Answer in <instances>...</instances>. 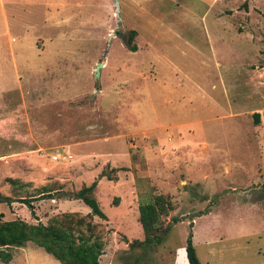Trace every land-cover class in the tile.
Returning <instances> with one entry per match:
<instances>
[{
    "label": "rangeland",
    "instance_id": "374dc122",
    "mask_svg": "<svg viewBox=\"0 0 264 264\" xmlns=\"http://www.w3.org/2000/svg\"><path fill=\"white\" fill-rule=\"evenodd\" d=\"M93 181L106 221L70 197ZM156 195L163 241L131 246ZM2 197L0 221L90 222L100 264H184L189 235L200 264H263L264 0H0Z\"/></svg>",
    "mask_w": 264,
    "mask_h": 264
},
{
    "label": "trees",
    "instance_id": "16d2710c",
    "mask_svg": "<svg viewBox=\"0 0 264 264\" xmlns=\"http://www.w3.org/2000/svg\"><path fill=\"white\" fill-rule=\"evenodd\" d=\"M134 37L135 32L130 31L126 43L130 51L136 50V46L131 44ZM252 116L255 123H258V114H252ZM99 177L111 180L106 174H100ZM95 186L96 182L93 181L69 196L88 207L90 213L86 215L87 217L95 216L106 221V216L93 197ZM40 197L53 199L51 195H40ZM0 202H9V198L2 197ZM21 202L26 204L29 210L31 209L29 201L21 200ZM170 209V201L161 195L151 196L139 202L137 206L138 223L143 239L132 241L131 246L136 245L148 249L159 246L163 241L160 219ZM92 228L90 222L83 218L73 219L72 215H65L64 220L52 218L46 225L28 224L19 219L0 221V262L8 263L11 260V249L21 248L30 242L60 264H100L98 257L101 255L102 243L92 234ZM184 252L188 264H200L191 244L190 235L185 240ZM136 262L135 259L131 264H136Z\"/></svg>",
    "mask_w": 264,
    "mask_h": 264
},
{
    "label": "crops",
    "instance_id": "0c3cea01",
    "mask_svg": "<svg viewBox=\"0 0 264 264\" xmlns=\"http://www.w3.org/2000/svg\"><path fill=\"white\" fill-rule=\"evenodd\" d=\"M137 214H138V212H137ZM215 241H217V240H215V239H206V241L204 243L206 244L207 247H210V249H211V247L213 246ZM180 248H181V251H182L184 264H188L187 261H186V258H185L184 245L181 246ZM175 257H176V253H175ZM173 264H176L175 259H174V263Z\"/></svg>",
    "mask_w": 264,
    "mask_h": 264
},
{
    "label": "built area",
    "instance_id": "2783aa9c",
    "mask_svg": "<svg viewBox=\"0 0 264 264\" xmlns=\"http://www.w3.org/2000/svg\"><path fill=\"white\" fill-rule=\"evenodd\" d=\"M70 158V156L69 155H67V154H60V153H54L53 155H51V160L52 161H57L58 159H62V160H67V159H69Z\"/></svg>",
    "mask_w": 264,
    "mask_h": 264
},
{
    "label": "water",
    "instance_id": "95a60500",
    "mask_svg": "<svg viewBox=\"0 0 264 264\" xmlns=\"http://www.w3.org/2000/svg\"><path fill=\"white\" fill-rule=\"evenodd\" d=\"M113 1V3H114V5L116 6V8H117V6H118V0H112ZM117 36V35H116ZM102 65H97L96 67H95V69H94V73H93V75H94V77H97L98 76V69H99V67H101Z\"/></svg>",
    "mask_w": 264,
    "mask_h": 264
}]
</instances>
